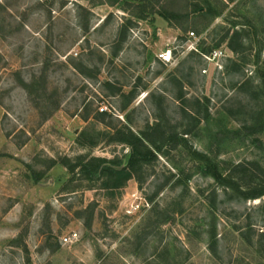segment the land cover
<instances>
[{
  "label": "rangeland",
  "instance_id": "rangeland-1",
  "mask_svg": "<svg viewBox=\"0 0 264 264\" xmlns=\"http://www.w3.org/2000/svg\"><path fill=\"white\" fill-rule=\"evenodd\" d=\"M155 124L136 177L61 163ZM0 264H264V0H0Z\"/></svg>",
  "mask_w": 264,
  "mask_h": 264
},
{
  "label": "trees",
  "instance_id": "trees-1",
  "mask_svg": "<svg viewBox=\"0 0 264 264\" xmlns=\"http://www.w3.org/2000/svg\"><path fill=\"white\" fill-rule=\"evenodd\" d=\"M205 10L209 13H214V9L209 3ZM111 137L113 140L126 143L130 146L131 156L126 165H123L124 159L122 162H118L117 160L106 159L103 157H90L86 159L82 156L77 157L74 162H71L69 158L64 157L61 160V163L71 174H74L76 168H79L86 178L89 179L98 174L113 178L115 181L119 178L120 181H122L132 175L135 177L138 176V169L140 168L141 163L148 162L151 158H154V152L160 151L162 143L167 140L164 132L160 130L158 124L147 125L144 131L137 133L127 126L116 128ZM194 154L202 160L206 173L221 182H225V184H228L231 188H239L235 185V182L227 181L226 178L221 177L216 166L210 161L206 154L195 151ZM240 166L241 165L238 164L236 165V168ZM260 192L261 190L259 192H251L248 196L249 198H258L262 194Z\"/></svg>",
  "mask_w": 264,
  "mask_h": 264
},
{
  "label": "built area",
  "instance_id": "built-area-1",
  "mask_svg": "<svg viewBox=\"0 0 264 264\" xmlns=\"http://www.w3.org/2000/svg\"><path fill=\"white\" fill-rule=\"evenodd\" d=\"M196 38L197 37L193 31L186 32L185 42L183 43V45H181V47H184V50L186 51L189 52L195 51L199 53L208 64L221 68L222 67L221 62L225 57L224 51L221 48H213L210 49L207 53L200 52L196 46V42H197L195 41ZM173 48L168 46L165 50H162L158 55L160 60H162L163 62H170L173 59ZM206 72L207 69L203 68L202 73H206ZM76 235H77L76 233L65 235L61 237V242L62 243L71 242L74 239V237H76Z\"/></svg>",
  "mask_w": 264,
  "mask_h": 264
},
{
  "label": "water",
  "instance_id": "water-1",
  "mask_svg": "<svg viewBox=\"0 0 264 264\" xmlns=\"http://www.w3.org/2000/svg\"><path fill=\"white\" fill-rule=\"evenodd\" d=\"M130 156H131V153L128 152V153L126 154L125 158H124V163H123V165H126V164H127L128 160H129V158H130Z\"/></svg>",
  "mask_w": 264,
  "mask_h": 264
}]
</instances>
